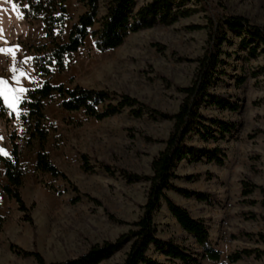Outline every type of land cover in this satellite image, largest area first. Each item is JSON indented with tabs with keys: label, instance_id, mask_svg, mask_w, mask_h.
Returning <instances> with one entry per match:
<instances>
[{
	"label": "rangeland",
	"instance_id": "obj_1",
	"mask_svg": "<svg viewBox=\"0 0 264 264\" xmlns=\"http://www.w3.org/2000/svg\"><path fill=\"white\" fill-rule=\"evenodd\" d=\"M148 1L137 0L136 8ZM2 2L15 5L12 0ZM105 3L106 0H99L98 18L105 13ZM65 6L69 18L58 41L67 39L71 25L85 11L83 0H65ZM186 6L195 11L170 25L156 24L129 33L112 49H96L89 33L83 46L67 57L66 69L61 73L54 71L50 82L126 94L170 116L184 96L180 88L191 84L197 59L208 47L210 22L217 23L218 15H239L264 27V0H191ZM15 8L19 14L20 9ZM9 16L15 19L12 14ZM5 23H0L2 29ZM30 26V33L36 36L32 45H45L49 50L52 45L45 38L42 22L36 20ZM98 26L99 22H95L90 32ZM224 30L229 41L219 47L221 61L207 89L210 97L200 103L198 112L205 126L217 130L211 121L217 120L234 128L224 137L212 132L216 139H203L194 131L185 139L187 145L218 150L221 163L207 157L196 161L186 158L173 168L175 176L171 182L176 188L202 193L207 200L184 196L173 188L165 193L188 209L192 217L204 220L212 244L220 251L218 261L200 258L197 264H264V47L260 45L253 56L240 47L235 33ZM4 49H12L10 56L17 69L24 67L28 56L23 57L17 47ZM33 55L36 53L32 51ZM28 66L30 80L37 87L44 79ZM4 83H0V97L13 115L6 121L0 118V149L9 147L10 134L17 136L24 167L20 191L31 207L32 223L23 220L15 202L2 191L6 178L0 162V264H39L18 249L38 252L46 264L73 259L94 245L115 241L133 228L146 199L148 182L129 181L119 170L150 175L151 160L163 149L172 131V119L148 112L135 116L126 107L96 120L81 111L63 110L55 95L44 109L48 131L45 149L76 187L74 191L61 178L33 170L32 156L38 146L36 141L32 149L25 144L27 135L20 114L26 108L17 106L18 96L9 94ZM215 99L235 108L211 103ZM81 153L88 156L91 171L81 168ZM103 164L112 172L105 171ZM244 182L252 185V191L245 195ZM154 222L159 238L171 239L191 248V252L197 250L193 237L180 228L163 200L154 212ZM127 248L125 245L96 264H122ZM253 248L260 255L252 253L234 262L228 259L234 251ZM149 255L163 260L153 248Z\"/></svg>",
	"mask_w": 264,
	"mask_h": 264
},
{
	"label": "trees",
	"instance_id": "obj_2",
	"mask_svg": "<svg viewBox=\"0 0 264 264\" xmlns=\"http://www.w3.org/2000/svg\"><path fill=\"white\" fill-rule=\"evenodd\" d=\"M13 1L20 8L26 20L30 22L40 20L42 22L45 38L49 39L52 45L49 50H46L45 45L28 46L30 51L36 53L31 58L32 67L39 72L44 80L39 86L28 89L25 98L19 103V107L26 108V111L20 114V118L25 124L26 147L32 149L34 141L37 142L38 146L35 171L47 173L54 178H61L74 191H77L67 175L52 162L45 149L48 131L44 126L46 120L44 109L47 102L55 95L59 98V105L63 110L67 112L81 111L87 118L96 120L115 115L129 107L135 116L148 112L150 115L169 117L173 121L172 131L165 140L163 149L151 160L150 175L140 176L119 170L121 175L129 181L144 180L148 182L146 199L142 205L141 214L133 222V228L120 234L115 241H105L101 245L92 246L87 253L79 257L65 261H52L47 264H96L99 259L109 256L125 245H128V248L122 264H197L200 258L218 261L220 251L212 244L209 228L204 220L192 217L188 209L175 203L165 191L173 188L184 196L193 195L199 200L208 199L202 193L176 188L171 182L175 176L173 168L178 161L186 158L190 161H196L200 157H207L221 163L218 150L196 148L187 145L185 139L192 131L198 133L203 139H216L217 137L212 132L216 131L221 137H224L234 128L233 125L217 120H211L217 126V130L205 126L199 119L198 107L201 102L208 101V97H210L207 89L213 82L218 64L221 61L219 47L224 41H229L224 29L235 33L240 38V47L254 56L257 54V48L260 45L264 47V27L251 24L245 17L239 15H218L217 23L210 22L208 47L202 57L197 59L198 66L192 82L190 85L180 88L184 96L177 111L170 116H165L126 94L80 85L70 88L64 84H52L49 77L54 71L61 73L66 69L67 57L83 46L84 39L89 33L94 37L96 49L100 51L112 49L119 46L129 33L156 24L170 25L180 18L191 15L195 10L186 6L191 0H150L137 8V0H106L105 13L100 18L97 16L99 0H83L85 11L71 25L65 41L57 40L66 20L69 18L65 0ZM95 22H99V26L90 32ZM211 103L220 107L235 108L230 103L225 105L216 99ZM133 106H137V108H132ZM12 115L13 112L5 106L0 97V118L6 121L8 116L11 117ZM16 137L14 134L9 136L10 155L0 153V162L4 167L3 175L6 178V183L1 185V189L15 202L17 209L22 213L23 220L32 223L31 207L27 206L20 191L23 184L24 167L20 160L21 152ZM80 161L84 171L92 170L86 154H80ZM102 166L105 171L112 172L108 165L103 164ZM251 187L252 185L244 182L242 193L244 195L250 193ZM162 200L180 228L193 237L197 246V250L194 252H191V248L178 244L171 239L164 240L156 236L154 212L161 206ZM2 223L3 218L0 216V227ZM151 248L163 256L162 261L149 255ZM18 251L24 255L32 256L39 264H46L36 251L21 249ZM258 252L255 248L241 249L230 254L228 259L234 262L252 253L260 255Z\"/></svg>",
	"mask_w": 264,
	"mask_h": 264
},
{
	"label": "crops",
	"instance_id": "obj_3",
	"mask_svg": "<svg viewBox=\"0 0 264 264\" xmlns=\"http://www.w3.org/2000/svg\"><path fill=\"white\" fill-rule=\"evenodd\" d=\"M5 9H7L9 12L7 13ZM19 11H20L19 16L22 18H18V13L16 11V8L13 7L11 2L4 3L2 2V0H0V23L7 22L4 24L5 27L3 29L1 28L3 25L0 26V31H1L0 49H4L5 47L9 48L11 46L17 47L18 49L17 52L21 53L23 57L28 56L29 58H32L33 57L32 51L28 49L27 45L28 44L32 45L36 43V36L33 35V33H30L29 31V28L31 27L30 25H35L36 20L31 22L26 20L23 16L22 11L21 10ZM10 14H12L15 19L13 18L11 19L9 16ZM10 54L11 52L8 51L0 52V62L2 63V66L0 67V80H3L5 82L4 84L9 94H15L18 96L17 97V106H18L22 98L25 97L26 91L29 88L36 87V83L31 82L30 80L28 65H30L31 67L30 70H34L35 73L36 70L32 67L31 59H28L29 61L28 63L27 57L25 58L26 62H24V67L17 69L16 64L12 62V56H10ZM21 73H24V75H21ZM14 77L16 79H14ZM21 89H24L25 91H21ZM5 152L7 153V155L11 152L10 145L9 147L6 146ZM35 161H36V147L34 148V152L32 156L33 170H35Z\"/></svg>",
	"mask_w": 264,
	"mask_h": 264
},
{
	"label": "snow or ice",
	"instance_id": "obj_4",
	"mask_svg": "<svg viewBox=\"0 0 264 264\" xmlns=\"http://www.w3.org/2000/svg\"><path fill=\"white\" fill-rule=\"evenodd\" d=\"M13 7L15 8L16 5H13ZM26 7H27V5H26ZM18 18H22V17H20L19 14H18ZM3 51L11 52L12 49H0V52H3ZM28 59H31V58H28ZM21 75H24V73H21ZM14 79H16V78L14 77ZM0 83H4V81L0 80ZM21 91H25V90L21 89ZM10 107H11V105H10ZM0 153H3L4 155H7V153L3 149H0Z\"/></svg>",
	"mask_w": 264,
	"mask_h": 264
}]
</instances>
